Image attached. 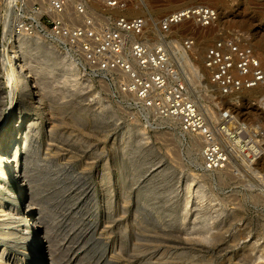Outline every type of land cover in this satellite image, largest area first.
<instances>
[{
    "label": "rangeland",
    "instance_id": "obj_1",
    "mask_svg": "<svg viewBox=\"0 0 264 264\" xmlns=\"http://www.w3.org/2000/svg\"><path fill=\"white\" fill-rule=\"evenodd\" d=\"M32 1L16 0L11 6L0 0V130L12 108L17 113L29 110L19 130L24 135L19 155L25 183L31 187L30 203L41 213L51 242L52 257H44V264L50 259L54 264H264V193L259 180L264 159L250 167L235 164L204 172L199 140L198 150L193 147L195 137L172 121L144 112L118 91L116 79L107 81L45 33L39 34L38 44L54 62L45 59L44 48L32 57L20 53L32 76L31 93L44 106L37 113L33 97L22 90L14 97L6 57L11 45L24 37L15 27L36 19ZM133 7L142 8L145 16L135 14L138 10L127 15L147 17L144 36L151 40L158 21L176 9L217 11L213 26L185 22L169 37L195 43L190 64L181 65L201 109L215 116L219 110H232L261 128L264 144V87L223 97L212 86L203 59L208 47L233 33L264 65V0H134ZM30 65L53 66L45 76L49 89H43L41 76L29 70ZM191 68L198 69V81L189 77ZM1 172L0 163V205L11 207L16 182ZM13 223L0 217V246L30 263L29 241L18 235L22 223Z\"/></svg>",
    "mask_w": 264,
    "mask_h": 264
},
{
    "label": "built area",
    "instance_id": "obj_2",
    "mask_svg": "<svg viewBox=\"0 0 264 264\" xmlns=\"http://www.w3.org/2000/svg\"><path fill=\"white\" fill-rule=\"evenodd\" d=\"M92 2L126 11L134 0H33L36 19L21 21L16 33L49 34L86 67L107 81L116 79L118 91L132 97L144 112L172 121L182 133L198 139L204 172L224 171L235 164L250 167L261 159L262 135L253 126L230 109L219 110L217 116L201 109L181 65L191 61L195 43L169 37L174 27L185 22L213 26L218 20L215 9L193 7L168 14L156 24L151 40L144 36L147 17L97 12L89 8ZM203 59L212 86L223 97L264 87L262 59L238 34L221 36L206 49ZM259 180L264 193V175Z\"/></svg>",
    "mask_w": 264,
    "mask_h": 264
},
{
    "label": "bare ground",
    "instance_id": "obj_3",
    "mask_svg": "<svg viewBox=\"0 0 264 264\" xmlns=\"http://www.w3.org/2000/svg\"><path fill=\"white\" fill-rule=\"evenodd\" d=\"M8 2L11 6L16 4V0H8ZM92 3L93 4H91V6L89 8L94 9V10L98 9V8L99 9L102 8L99 5H97V3H95V2H92ZM133 4H134V2H133ZM139 9H140V7H139ZM137 10L138 9H136L132 5L126 11L106 9V12L105 11H102V12L103 13H113L115 15H127V14H131L133 12H137ZM180 10H182V9H176V10H174V12H178ZM174 12H172V13H174ZM141 13H142V8L140 10H138V12L135 14H141ZM142 14L145 16L144 13H142ZM39 18H40V16H37V21L39 20ZM41 37L42 36H40L39 34L35 35V37H29V36L22 37L18 43H14L11 45V47H10L11 53L9 50L10 54H8L6 57V62L8 63V65L10 66V69L12 71V75H11L12 82L15 85L14 97L16 94L15 92H18L19 90H22L23 92L27 93L28 95L30 94V96L33 97L32 98L33 101L31 102L32 107L34 108V110L37 113L40 112V108L42 106H44V104L41 101L37 102L36 98L34 97V92L31 93V91L33 90V85L31 82L32 76L28 72V69L26 68L27 66L22 63L20 53L23 52L25 55L32 57V56H34V53L40 52L41 49H43V48L46 49V47L38 44V40L41 39ZM46 51H47V49H46ZM45 53H46L45 59L47 58L48 59L47 61L54 62V59H52V56H49V55H51L50 52L47 51ZM186 64H190V61H187ZM29 67H30L29 70L34 71V73L37 76L38 75L41 76V79L38 80V82H40L41 85H43V89H45V90L49 89V86H48V83L45 79V76H46V74L52 73V71L54 70L53 66L47 65L46 67H49V68H46V69H44V68L43 69H37V68H35L37 66H33V65H30ZM192 68H194V66ZM192 68L190 71L191 73H189L190 74L189 77L192 76L191 79L193 78L192 79L193 81H198V79L201 77L199 75V71H198V69H193L194 71H192ZM193 83L195 84V82H193ZM36 85H38V83H37V80L34 79V89L38 87ZM27 87L29 89H27ZM50 92L51 91H49V93ZM14 97L12 100V107H13V103L15 100ZM29 115H30L29 110L23 111L21 109L20 112L17 113L12 108L10 111L8 119L4 123L2 129L0 130V158L2 159V160H0V163L2 164L1 174H4L7 180L10 179L13 182H16L15 186H16V190H17V193L14 197L15 198V200H14L15 205H13L11 207H8L4 204H3V206L0 205V217L7 218V220H9V221H14L13 225H15V224L19 225V223H22V226L20 225V227H19L18 235L20 233L22 236H24L28 239L29 247H30L29 253H30V256L32 258L31 259L32 261H30V263H29L28 261H25V260L21 259L20 257H17L16 255L9 254L7 249L0 246V264H44V257H46V259L52 257L51 249H50V243L51 242H49L47 239L48 236L46 235L47 232L45 231V227L42 224L43 221L41 218V213L38 211V209H36L37 207L36 208L33 207V205L30 203L31 198L29 199L28 192L30 191L31 187H29V185L25 183V181H26L25 174H24L25 168L21 162V161H23V160H21V158H22L21 153L19 155V152L21 149L20 148L21 141H23V136H24L23 133H21L19 130H22L23 124H25V121L28 120V118L30 117ZM254 128L261 135V132H260V131H262L261 128L260 127H254ZM262 137H263V135H262ZM193 141H194L193 142L194 144L192 143L193 147L198 146V150H199L200 145H199L198 139H194ZM191 153H192V151H191ZM263 159H264V147H263V156L261 157V159L259 161H262ZM196 161L199 163L200 160L198 159ZM0 176L3 177V175H0ZM6 188L7 187L2 186L1 189H5L6 191L9 192L10 195H13L11 193V190L6 189ZM35 195H37V192H35ZM25 199H27L26 202H25ZM24 220H25L26 224H25ZM19 238H22V237H19ZM13 244H15V243L13 242ZM15 246H17V245H15ZM53 259H54V257H53ZM53 259H52V261H53ZM49 261L50 262L48 264H54L53 262L51 263V259Z\"/></svg>",
    "mask_w": 264,
    "mask_h": 264
}]
</instances>
